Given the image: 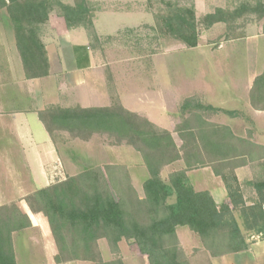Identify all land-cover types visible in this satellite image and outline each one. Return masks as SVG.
Masks as SVG:
<instances>
[{
    "label": "trees",
    "instance_id": "obj_1",
    "mask_svg": "<svg viewBox=\"0 0 264 264\" xmlns=\"http://www.w3.org/2000/svg\"><path fill=\"white\" fill-rule=\"evenodd\" d=\"M74 3L66 6L59 0H0V10L6 9L9 14L28 79L49 75L39 32L50 13L59 10L70 26L82 22L88 2ZM222 14L219 9L208 15V26L225 22ZM163 24L170 36L190 48L198 47L193 9H174ZM87 26L95 36L91 20ZM250 98L254 108L264 110V72L255 78ZM181 111L187 116L175 130L181 146L173 133L122 105L52 107L39 113L54 142L63 133L82 141L107 135L117 144L133 147L149 172L143 198L122 165L90 168L29 195L26 200L31 210L43 214L49 222L59 251L57 263L123 264L119 259L104 262L99 241L105 239L112 253L119 255V244L125 239L133 241L150 264H190L177 235L180 226L197 234L213 257L247 251L253 236L264 239V177L249 184L257 194L249 203L235 173L244 157L264 158V149L236 137L229 127L208 121L205 113L218 109L203 105L195 97L186 99ZM179 161L186 169L172 172L165 181L163 169ZM205 167L222 178L230 204L218 205L210 192L195 190L187 173ZM30 226L29 217L16 204L0 207V264H17L13 235Z\"/></svg>",
    "mask_w": 264,
    "mask_h": 264
},
{
    "label": "crops",
    "instance_id": "obj_2",
    "mask_svg": "<svg viewBox=\"0 0 264 264\" xmlns=\"http://www.w3.org/2000/svg\"><path fill=\"white\" fill-rule=\"evenodd\" d=\"M59 1L66 6L75 4L74 0ZM87 2L88 11L82 22L70 26L60 11L54 10L48 22L41 26L39 37L46 48L50 71L48 76L37 79L26 77L9 14L6 9L0 10V207L15 203L31 222L30 227L13 235L17 264H96L91 261L57 263L59 251L49 222L43 214L34 213L26 200L36 191L68 178L62 177L63 171L70 168L65 149L80 142L65 139V144H60L59 138L54 142L39 113L52 107L110 106L113 87L107 69L120 67L113 55L129 42V37L139 36L149 20L143 10V0ZM90 20L95 36L87 26ZM257 36L259 50L264 49V34ZM249 61L246 64L248 74L239 79L230 76L226 87L223 82L209 84L208 62L201 60L199 83L195 84L193 80L185 83L186 99L195 97L202 104L218 109L215 114L227 116L226 122L219 124L229 127L236 137L264 149V110L254 108L250 98L255 78L264 72V58ZM169 79L172 80L167 88L169 94L161 91L141 93L134 89H130L129 94L127 88L116 83L122 105L139 115H150L148 110L164 115L163 121L148 120L172 132L165 126L171 112L167 101L177 98L178 91L174 80ZM63 136L69 135L63 133ZM261 153L264 154V150ZM242 160L243 164L235 169V173L246 200L253 203L257 194L249 184L258 180L254 169L258 165L264 166V158L252 156ZM140 165L142 191L135 183L134 186L143 198V186L149 172L143 161ZM183 169H186L185 163L176 162L163 169L162 178L168 181L172 172ZM166 172L168 176L164 178ZM187 175L196 191L210 192L218 205L230 204L222 178L216 176L211 167L191 170ZM177 235L190 264H264V239L258 236L251 238L247 251L213 257L199 236L188 227H178ZM99 247L106 263L119 259L123 264H150L148 256L142 254L133 241L123 239L119 244V255L112 253L105 239L99 241Z\"/></svg>",
    "mask_w": 264,
    "mask_h": 264
},
{
    "label": "rangeland",
    "instance_id": "obj_3",
    "mask_svg": "<svg viewBox=\"0 0 264 264\" xmlns=\"http://www.w3.org/2000/svg\"><path fill=\"white\" fill-rule=\"evenodd\" d=\"M142 4L149 20L139 36L129 37V42L118 48V52L113 55L120 67L110 66L107 69V77L113 87L110 106L122 105L117 91L118 82L129 90V94L130 89L141 93L161 91L169 94L167 88L171 77L178 93L175 95L177 98L167 101L171 112L165 126L172 131L177 144L181 146L182 142L175 130L187 117L181 111L187 94L185 83L191 80L195 81V84L199 83L201 60L208 62L209 84L223 82L226 85L230 76L234 75L239 79L248 74L246 64L250 63V59L264 58V49L259 50L261 46L257 38V35L264 34V0H143ZM177 8L194 10L199 32L198 47L190 48L166 32L163 19ZM219 9L223 10L221 17L225 22L208 26L206 17L217 13ZM147 112H150V115L140 116L157 121H163L165 118L154 110ZM204 116L218 125L226 122L227 118L212 111ZM65 139L70 142L79 140L62 135L59 137L60 144H65ZM79 141L74 147L65 149V158L70 163V168L63 171L62 177H69L90 168L122 165L127 167L131 179L132 176L135 178L132 180L133 185L135 183L137 189L142 191L143 177L139 175V167L143 159L133 147L126 143L117 144L115 139L107 135H98L89 141ZM254 172L259 176L258 179L264 177L263 166L258 165ZM167 173L164 178L168 176ZM12 204L15 203L8 205Z\"/></svg>",
    "mask_w": 264,
    "mask_h": 264
}]
</instances>
